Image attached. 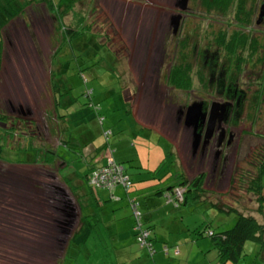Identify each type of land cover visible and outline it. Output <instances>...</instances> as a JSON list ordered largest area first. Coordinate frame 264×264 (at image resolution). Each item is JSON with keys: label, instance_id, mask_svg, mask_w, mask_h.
Segmentation results:
<instances>
[{"label": "rangeland", "instance_id": "1", "mask_svg": "<svg viewBox=\"0 0 264 264\" xmlns=\"http://www.w3.org/2000/svg\"><path fill=\"white\" fill-rule=\"evenodd\" d=\"M66 1L53 0L56 5L55 8L48 7L41 2L40 4L33 3L31 8H27L25 26L18 20L9 24L10 28L5 32L4 39L6 41V58L3 64L4 74L0 78V110L19 118L20 124L23 123L22 119L27 120L31 128L36 130L40 125L31 123L28 107L35 111L34 98V101L37 100L42 108L43 106L50 107L51 104L48 101V94L44 93L46 91L42 93L43 98L41 97V100L37 97L39 91L36 90V83L42 78L39 75V69L43 70L42 68H44L48 73L50 68L55 70L61 65L74 74L70 75L68 80L74 85L76 91L81 92V94L78 93L79 95L75 90L73 92V95L78 96L79 100L87 88H94L92 99L100 104L101 116L104 117V127L111 131L109 138L102 134L105 148L114 150V155L118 156L119 159L126 157L122 161L126 168L131 170L136 180L135 187H143L139 180L144 175H149V173L142 174L141 172H144L145 169L157 168L162 163L164 165L159 176V178L161 177L160 181L163 180L164 183L166 181L176 182L175 178L179 172L175 161L179 165L180 173H182V168L177 155L179 137L175 139L177 128L171 118L173 110L170 103L176 102L178 104L182 101L180 98H184L185 101L191 96L195 97L193 92L197 91L192 92V89H199L198 81H196V78L198 79L196 76L198 74L196 71L198 69L197 64L193 65L197 72L196 75L189 71L193 67L188 66L187 70L183 67V58L187 53L189 55L188 50L185 52L181 50L178 38L183 34L173 35L170 33V39L165 45L148 44L150 39L142 38L141 28H136L135 21L131 20L127 22L131 25L128 29L118 30L114 27V37L121 38L118 40V44H111L110 47L98 45L89 30L80 29V25H73L72 13L65 14V12L58 10L60 8L59 3L64 5ZM214 1L212 3L211 0V7L206 9V4L209 3L207 0H188V9L191 12L187 11L190 16L183 17L184 25L190 27V36L192 37L199 36L202 39H209L217 36L224 40L223 42H229L227 44L229 52L234 54V57L237 56V53L241 54L243 61H245L243 67L247 69L248 75L254 73L255 77L257 73L263 71L262 62H259L258 65L254 60H256L255 54L259 53V57L262 58L259 61L263 60L264 62V15L262 19L260 17L264 0H224V3L218 2V0ZM240 1L243 2L242 6ZM77 8L79 9V6ZM259 17L261 25H257ZM78 22L79 20L75 23ZM67 28L79 29L80 33L70 38L72 34L67 33ZM132 29L135 32V38L130 36L133 32ZM238 31L240 34L242 33L241 37H244L246 44L241 43L237 46L240 49L234 52L232 48L234 43L231 39L236 37ZM125 32H127L125 34L127 39H125ZM145 32L152 33L148 30ZM99 41L103 42L104 40ZM251 41H254L258 47V52L252 53V55L250 51L255 49V44H251ZM203 42L202 40L201 45ZM223 46L225 47L226 44ZM55 51L57 55L52 59ZM115 54H117V60L114 58ZM173 65L178 69L175 73L180 74L176 77L179 85L169 89L167 84L171 81L167 76V70ZM82 75L88 79V84L84 82ZM25 76L32 82L31 84L23 82ZM60 80L63 79L58 78V81ZM189 80L190 82H188ZM122 82L127 86L129 85L130 93L120 87ZM40 85H42V80ZM9 90L11 98L16 101L13 103L14 107L7 106L9 107L7 110L4 107L6 104L2 101H4L6 92ZM13 90L19 91L18 95L14 96ZM82 100L89 102L90 97L84 96ZM132 101L137 107V115L151 122L154 128L147 126L144 122L140 123L139 127L136 125V118L129 113L130 102L132 103ZM135 101L137 102L136 105ZM18 102L22 104V107L18 106ZM13 108L14 110H12ZM18 109L20 112L23 109V113H26L23 115L19 113ZM246 117L247 128L250 126L251 120L257 118L259 124H255V130H262L264 105L261 109L256 108L255 113L248 108ZM96 120V125L91 122L88 127H90V133L97 135V132H100L99 129H102V125L98 118ZM16 125L19 126V124ZM142 125L143 127H141ZM162 129L169 134L173 141L172 146L171 142L159 132ZM78 134L80 135V133ZM87 136L90 137V134ZM65 137L67 140L69 139V144L73 147H75L74 144H78L77 138L74 139L71 134L68 133ZM41 140L46 142L43 138ZM248 141L252 143L250 139ZM257 142L258 139L255 138L254 143ZM244 147L243 145L239 148L238 165L235 166L232 182L235 177L240 179L238 178L236 183L231 184L229 188L212 187L215 188L212 189L209 187L210 182L206 183L208 177L205 176V181L200 187L201 196L198 195V198H196V193L200 194V192L196 190L195 186L187 187L189 190L186 192V196L189 200L186 205H177L174 195L171 196V199L168 193L160 197L155 196L152 199L155 204L149 214L159 218L157 224L160 227L159 233L162 235L159 238L163 237L162 240L155 242L156 262L146 260L149 257L147 249L135 242L132 231L133 219L130 216L126 201H122L114 207L119 209V217L125 216V218L117 223L116 221L109 224L102 223L99 231L94 235L95 238L91 239L97 246L95 245L96 247L93 248H91V244L84 246L83 252L80 253L81 255L76 261L68 259L64 264H125L123 256L126 252H134L133 264H264V252L260 250V245L255 241L246 243L245 255L240 258L238 263L232 261L223 263L219 258L217 249L214 248L213 238L208 234L209 229L221 231L232 227L239 214L253 217L259 223L264 224V185L260 184L264 182V152L258 161L253 159L254 154L241 160L245 155ZM261 147L259 148L262 149ZM247 148L250 149L249 144H247ZM132 159L137 160V162L133 161V164L130 165L129 160ZM140 165L144 170H139ZM79 167L84 171L83 175L87 173V167L83 165ZM31 169L26 174L22 173L25 169H14V172H17L18 175L24 174L27 179H32L36 173ZM81 170L78 169L77 172ZM262 174L263 177L260 182ZM182 176L186 183L193 180L192 174L188 176L183 172ZM0 178L2 179V177ZM7 180L3 179L2 182L18 181L20 178L16 176ZM4 186L6 189V192L2 193L4 194L2 199L4 204L2 205L3 208L2 206L0 208V220L4 221L0 222L1 224L11 223L10 220L12 219L14 221L15 219L19 220L17 218L20 213L17 212L19 208L29 209L33 207L31 201L26 200L25 196L24 199L21 198L20 193L23 197L22 187L16 184L13 186L10 183ZM164 186L166 185L162 184V188ZM180 186L177 189L184 193L183 186ZM84 187L92 192L87 181ZM83 189L78 191L84 193ZM97 193L102 195L103 191L98 190ZM90 200L89 195L86 196L85 200L82 198L85 205L84 211L87 210V207L88 209L91 207L90 204L93 199ZM152 200H149L148 204L144 206L146 212L151 211ZM20 201L21 205H19ZM8 202L9 204H7ZM22 202H24L23 205ZM112 214L115 216V212ZM38 215L37 213H28L20 220V223L23 222V224L31 227L33 224H39L41 220L37 219ZM150 224V222L146 223V225ZM39 230L41 228L32 231L25 230L24 232H31V235L22 236L5 234V231L0 232V235L5 234L0 236V264H62L68 247L66 246L64 252H60L59 248L56 247L57 238L55 239L54 235H46L45 230H42L44 234L41 235ZM115 232H119V237L113 236ZM161 241H167L169 244L161 243ZM165 245L170 247L167 253L164 251ZM175 250H178V253H175ZM138 257L141 258L136 260ZM118 258H120V262H118Z\"/></svg>", "mask_w": 264, "mask_h": 264}, {"label": "crops", "instance_id": "2", "mask_svg": "<svg viewBox=\"0 0 264 264\" xmlns=\"http://www.w3.org/2000/svg\"><path fill=\"white\" fill-rule=\"evenodd\" d=\"M33 3L40 4V1H34ZM33 3L28 7L33 6ZM41 3H45V5L48 6L46 2ZM177 4L178 0H67L64 5L59 3L60 8H58V10L65 12V14H68L69 12L72 13L73 25H80V29L89 30V32L92 33L93 37L96 39V43L98 45L109 46L111 44H118V40L121 38L119 36V39L114 37V27L118 28V30L128 29L131 25L127 24V22L131 20L135 21L136 28H141L143 36L142 38L150 39L148 44L153 43L156 45H165L170 39L172 16L179 10ZM211 5V3L206 4V9L211 7ZM77 6H79V9ZM27 8L22 15L10 21L4 30L0 31V42L3 44L0 78L4 74L3 64L4 59L6 58V41L4 40L5 32L9 30V24L15 20L20 21L21 24L25 26L27 22L25 19L27 15ZM77 20H79V22L75 23ZM145 30L151 31L152 33H146ZM134 33L135 32L133 30L132 34L130 35L133 38H135ZM125 34H127V32H125L124 35ZM98 39H103L104 41L100 42ZM125 39H127L126 35ZM53 55L54 56L52 59L56 57V53ZM114 58L117 60V54H115ZM42 69L43 70L39 69V75L42 76V78H40L36 83V90L39 91V95H37V97H39L41 100L42 93L46 91L44 93L48 94V101L51 103L50 107L43 106L42 108L41 105L37 103V100L34 101L35 98L33 99L35 111H33V108L28 107L29 114L31 115V123H34V125L37 123L40 125V127H38L36 130L32 129L28 121L24 119H22L23 123L20 124L21 120L19 118L10 116L4 110H0V142L2 145V148L0 149V177H2V179L0 178V208L4 204L2 201L4 194L2 193L6 192L4 185L7 183H10L13 186L16 184L17 186L22 187L23 197L20 193L21 198L24 199L25 196L27 198L26 200H29V202L31 201L33 206L29 209L22 207V209L19 208L17 211L20 212L19 217H17L19 220L15 219L14 221L12 219L10 220L11 223H0V232L5 231V234L9 233V235H31V232L24 231H32L41 228V230H39L41 235L44 234V231L42 230H45L47 232L46 235L56 236L57 218L63 215L62 212L60 213L58 210L65 212L63 209H58L59 207L57 200L53 195L55 191L54 188L58 186L65 188L68 194L75 199L80 208L79 221L75 232L80 226L82 213L84 212L85 205L82 202V198L85 200L86 196L89 195L90 199H93V202L90 204L91 207L89 209L87 207V212H95L93 205L96 201L95 198H97V201L99 200L98 203L100 202L98 205L101 207L100 210H103L105 207H113L112 209L115 210L117 208L114 207V205H118L127 199L126 193L121 188H118L116 193L122 196L123 200L118 202L112 200L109 192L106 190H102V195L94 197L93 193L89 192L90 190L87 189V187H84L87 179L85 175H83L84 171L81 170L79 166L83 165L84 167H87L88 172L89 168L92 167L91 164L93 162L96 164H102L108 155V152L106 154H102L104 153L105 149V144L102 139V130L99 129L100 132H97V135L90 133L88 124L84 123L88 112L87 110H83L82 112V101L80 102L78 98H74L73 95L71 96L70 94L72 92L71 88L74 85H72V83L68 80V77L70 76L69 71H66L61 65H59L58 68H55V70L50 68L48 73L46 70H44V68ZM58 78L63 80L58 81ZM41 80L42 85H40ZM23 82L29 84L32 83L27 76H25ZM120 87H122L126 92H131V90H129V85H125L124 82H122ZM74 90L76 91L75 88ZM9 93L10 90L6 92V97L4 98V101H2L6 104L4 107H6L7 110L9 109L7 106L14 107L13 103L16 101L15 99L11 98V93ZM18 93L19 91L13 90L14 96L18 95ZM79 93L81 94V92ZM82 98L83 97H81V99ZM130 104L131 109L129 110V113L133 114V116L136 118V125L139 127V125H141L140 123L144 122L147 126L154 128L151 122H146L144 118L137 115V110L133 101L132 103L130 102ZM18 106L22 107V104L18 102ZM12 110H14V108ZM23 111L24 110L21 109V112L19 110V113L24 115L26 112L23 113ZM73 115L80 118V121L83 123L79 125L80 127L76 128L80 133V135L78 134L77 139L81 142V144H83V146H86L83 147L84 150L82 151L65 145V143L69 142V139L67 140V137H65L66 135L63 133L64 126L74 123L72 120ZM95 122L96 121H92L94 125H96ZM16 124H19V126L17 127ZM102 126L104 127V122ZM141 127H143V125ZM82 132H84V134H82ZM88 134H90V137L87 136ZM41 138L45 139L46 142H42ZM84 155L87 156L85 159ZM125 158L126 157L119 159L118 156H115L117 162L120 163H123L122 160ZM129 161L131 162L130 165L133 164V161L137 162V160L133 159ZM176 167L177 170H179L177 165ZM139 168V170H144L141 165ZM14 169H25L24 172H22L24 174H26L28 170L31 169V171L36 173V175H33L32 179L28 178V180L24 174L18 175L17 172H14ZM67 169H71V171L68 172ZM78 169L81 171L77 172ZM155 169V167L149 168V170L145 169L144 172L141 173H148L150 170ZM128 173L133 177L131 170L128 169ZM16 176H18L20 180L2 182L3 179L7 180L10 177ZM133 180L136 183L134 177ZM139 181H141L143 187L138 186L137 192L139 196L141 195L142 208L144 210V206L148 204L149 200L154 199L155 196H163L165 191L161 192L162 185L158 184V180L156 177H152L151 173H149L148 176L144 175ZM167 184L170 183L167 182ZM81 188H84V193L78 191ZM21 201L19 202V205H21ZM152 202V207L150 208L151 211L146 212L144 210V212L145 220L150 222V225L153 228V238L155 243L158 240H162L163 237L159 238L162 236L159 233L160 227L157 224L159 222H157V219L159 218L154 217L153 214H149L152 212V208L155 204L153 200ZM7 204H9V202ZM23 204L24 202H22V205ZM114 212L115 214L117 213L116 211ZM28 213L39 214L37 219H40L41 222L39 224H33L32 227L23 224V222L20 223V220ZM2 221L4 220H0V222ZM5 234H1L0 236ZM162 242L169 244L167 241H161V243Z\"/></svg>", "mask_w": 264, "mask_h": 264}, {"label": "flooded vegetation", "instance_id": "3", "mask_svg": "<svg viewBox=\"0 0 264 264\" xmlns=\"http://www.w3.org/2000/svg\"><path fill=\"white\" fill-rule=\"evenodd\" d=\"M187 11L191 12L189 9L183 12L182 19L184 16H190ZM260 17L257 25H261ZM170 33L174 35L173 26L170 27ZM177 34H183L178 38L181 50L189 51V55L187 53L183 58V67L187 70L188 66L192 68L193 65L197 64V75L194 67L189 71L198 77L196 81L199 84L198 90L192 89V92L197 91L193 92L195 97L188 95L190 97L188 100L184 101V98H180L182 101L178 104L176 102L170 103L173 110L171 118L177 128L175 139L179 137L177 155L180 166L185 175L192 174L193 180L205 175L209 178L206 179V183L210 182V188L226 189L231 184L236 183L239 178L235 177L232 182L240 147L245 146L243 148L245 155L241 160L254 154L253 159L258 161L264 152V147H261L264 146V126L262 130H255V124L258 125L259 123L257 118H254L247 128L246 117L248 108L255 113L256 108L261 109L264 105V62L263 60L259 61L262 58L259 57V53H256V60L254 61L258 65L259 62H262L263 71L254 77L253 72V74L248 75L247 69L243 67L245 61L239 59L242 56L237 53V56L234 57L235 55L229 52L227 45L229 42H223L224 40L217 36L209 39H202L199 36H193V38L190 36V27L185 26L182 20ZM202 40L204 42L201 45ZM231 40L236 41L234 38ZM224 44H226L225 47ZM171 69L167 72H171ZM168 73L167 76L170 78L171 73ZM176 82L178 83V81ZM167 87L173 89L176 88V85L168 83ZM198 100L202 102L201 113L204 112L206 116L204 119L199 116L196 122L197 131L201 134L197 141L194 127L188 126L187 107ZM136 103L135 101V105ZM145 120L149 122L147 119ZM163 131V129L160 130L172 145L173 141L169 134ZM255 138L258 139L257 143H254ZM247 144H249L250 149H246Z\"/></svg>", "mask_w": 264, "mask_h": 264}, {"label": "trees", "instance_id": "4", "mask_svg": "<svg viewBox=\"0 0 264 264\" xmlns=\"http://www.w3.org/2000/svg\"><path fill=\"white\" fill-rule=\"evenodd\" d=\"M34 1L36 2H46V4L48 5V7H54L55 8V4L53 2V0H0V31L4 30V28L6 27V25L14 20L16 17L20 16L23 14V12L25 11V9L31 5ZM211 0H207V2H210ZM214 0H212L213 3ZM222 1V3H224V0H218V2ZM206 2V3H207ZM215 2V1H214ZM208 4V3H207ZM243 2L240 1V5L242 6ZM240 21V18H239ZM241 22V21H240ZM79 29H66L67 33H71L72 35L70 36V38L73 35H78L80 33V31H78ZM244 34V33H243ZM242 33L240 34V32L238 31V34L236 35V37H234V39L236 41H233V49L234 52H237L240 48H238L237 46L240 45L241 43L246 44V41H244V37L242 38ZM249 38V37H248ZM251 44H255L253 50L250 51V54L252 53H256L257 51V44L254 41H251ZM250 45V44H249ZM2 51H3V44L0 42V66H1V58H2ZM56 55L57 52L55 51ZM241 55V54H240ZM242 56V55H241ZM239 59H243L242 57H239ZM66 71H69L68 69L65 68ZM178 69L175 68V66H172L171 69V74H170V79H171V83L175 84L176 86H178L179 84L176 82L178 81L176 77L180 76V74H176L175 71H177ZM81 71V69H80ZM70 75H74L69 71ZM179 73V72H177ZM84 78V75H82ZM188 79V78H186ZM185 79V80H186ZM84 82L87 84L88 79L84 78ZM175 82V83H174ZM190 82V80L188 81ZM187 84V83H186ZM190 84V83H188ZM71 96L73 95L74 92V86L71 88ZM94 88H87L84 95L86 97H90L89 102L86 100H80V102L82 101L81 105V110L83 112V110H87L88 115L87 118H85L86 120L84 121V123L89 124L92 121H97L96 119L98 118L99 121H101V125L104 122V117L101 116V106L99 103L95 102L94 99H92V94L94 92ZM76 93V92H75ZM79 92H77L78 94ZM79 95V94H78ZM74 98H79L78 96H74ZM75 115V114H74ZM72 117V120L74 123H71L69 125L64 126V135L67 136V134H71V136L73 138H77L78 136V127H80L79 125L83 124L80 121V118H78L77 116ZM90 128V127H89ZM76 133H74L75 131ZM102 134L105 135L106 138H109L111 131L110 130H106L103 126H102ZM89 132V131H88ZM82 134H84V132H82ZM86 136V134H85ZM78 144H74L75 147H73L72 145L69 144V142L65 143V145L71 148H74L76 150H84L83 144H81V142L77 139L76 141ZM109 143V142H108ZM172 146V145H171ZM2 148L1 142H0V149ZM108 152V155H113V158L115 159V155H114V150H112L110 148V150H107L105 148L104 153L106 154ZM172 152V150H171ZM173 154V153H172ZM108 155L105 158V161L102 164H96L95 162H93L91 164V168H89L88 172L85 175L90 187H91V191L94 195V197H98V190H106L109 192V195L111 196L112 200L115 201H122L123 197L118 195L116 193L118 188H121L127 195V199H126V205L128 207L130 216L133 219V224H132V231L134 234V239L135 242L141 246L142 248H146L147 252L149 253V257L146 258V260H154V262H156L155 260V253H156V246L154 243V238H153V228L151 225H146V223H148L145 220V212L142 208V199H141V195L139 196L138 194V190L135 187V182L133 180V177L128 173V169L126 168V166L123 163L122 164L125 167V172L126 174L130 177V180L132 182L131 187L127 190L124 186L117 184L115 186V188L112 189L111 193L113 194V196L111 195L110 191L107 190L106 188H101V187H96L94 186L91 182H90V178L92 176V173L98 169L101 166H104L107 164L108 161ZM174 155V154H173ZM87 156L84 155V159ZM115 161L117 162V160L115 159ZM175 164L179 167V165L176 163ZM164 163H162L159 167H157L155 170H150L148 173L152 174V177H156V179L158 180V184L159 185H166L164 186V188L161 189V192L165 191V194L168 193L169 198H171V196L174 195L175 197V201L177 203V205H181L182 204L186 205L188 203L189 198L186 196V192L189 190H187L188 186H195L196 190L198 192H200V194L196 193V198H198L200 195L201 196V185L204 182V177L205 175H202L200 178H198L197 180H192L189 183H186L185 180L183 181V176L182 173L176 175L177 178H175L176 182H169L166 181V183L161 180V177L159 178V176L161 175V170L163 167ZM160 173V174H159ZM178 173V172H177ZM166 178V177H165ZM264 178V177H263ZM262 181V178L260 180V182ZM167 182H169L170 184H167ZM264 183V182H263ZM262 182L260 183L262 186L264 185ZM183 184V185H182ZM185 184V185H184ZM182 185V186H180ZM180 186L182 188H184V193H183V198L179 199L175 193V190L177 189V187ZM162 187V186H161ZM186 188V189H185ZM189 188V187H188ZM132 198V199H131ZM172 199V198H171ZM170 199V200H171ZM95 202H94V208H95V212L94 211H89L85 213V211L82 213V220L80 222V226L79 228L76 230L75 234L73 235L71 242L68 245V251L64 257L63 263L67 262L68 259H71L72 261H76L79 257H80V253L83 252L82 248H84V246H90L91 244V248L96 247V243L94 241H92V238H95V233L99 231L101 224H109L112 223L114 221H116V223L119 220H122L123 217H119L120 214H118V210L117 209H110L109 207H105L103 210H100V206L97 198H95ZM134 204V205H133ZM212 204V203H211ZM137 206V207H136ZM113 208V207H112ZM113 210V211H112ZM101 211V212H100ZM114 211H116L117 213L115 214V216L112 214ZM135 211H139L140 215L139 218H136L135 215ZM115 223V224H116ZM141 224V229H143L144 231H147L149 233L148 235V245H142L141 241L139 240V236L141 234V230L138 228L136 229V225L137 224ZM114 225V224H111ZM212 231L213 234H209V232ZM119 232H115L113 234V236L119 237L118 235ZM264 224L259 223L258 221H256L253 217H246L243 216L241 214L238 215V219L236 220L235 224L228 228V229H224L221 231H215L212 229H209L208 234L210 235L211 238H213L214 240V248L217 249L218 251V255L219 258L221 259V261L223 263L227 262V261H232L235 263H238V261L240 260V258L242 256L245 255V245L248 241H255L256 243H258L261 247V251L264 252ZM96 245V246H95ZM170 250L169 245H165L164 246V251H166L165 253H167V251ZM175 253H178V250H175ZM134 252H126L123 256V261H125V264H133L134 263V259L135 257H133ZM141 257H138L136 260H139ZM118 262H120V258H118ZM124 263V262H123ZM156 264V263H155Z\"/></svg>", "mask_w": 264, "mask_h": 264}, {"label": "water", "instance_id": "5", "mask_svg": "<svg viewBox=\"0 0 264 264\" xmlns=\"http://www.w3.org/2000/svg\"><path fill=\"white\" fill-rule=\"evenodd\" d=\"M178 7L179 10L176 14H173L171 19V26L174 27V34H177L182 20V13L186 12L188 9V0H178ZM264 15V7L263 11L261 12V17ZM202 110V102L197 101L190 104L187 107V119L189 121L188 126L194 127V133L196 134L197 141L200 138V135L196 128V122L199 119V116L205 118L206 114ZM210 135V134H209ZM54 197L57 200L58 209H63L65 212L58 210L60 213L62 212L59 218H57V227H56V236L58 244L56 247L59 248L60 252H64L66 246L68 247L71 239L73 237V233L77 227L80 215V208L78 203L75 201L73 197H71L67 190L62 186H58L54 188ZM62 205V206H61Z\"/></svg>", "mask_w": 264, "mask_h": 264}, {"label": "built area", "instance_id": "6", "mask_svg": "<svg viewBox=\"0 0 264 264\" xmlns=\"http://www.w3.org/2000/svg\"><path fill=\"white\" fill-rule=\"evenodd\" d=\"M107 158V164L99 167L92 173L90 182L96 187L106 188L110 191V193L117 184L124 186L128 190L131 187L132 182L130 177L125 172V167L122 164L116 162L113 158V155L110 154ZM175 193L179 199L183 198V191L177 189ZM111 195L113 196L112 193ZM135 215L136 218H139L140 212L135 211ZM138 228L141 230V234L139 236L141 244L148 245L149 233L141 229L140 223L136 225V229ZM209 234L211 235L213 232L210 231Z\"/></svg>", "mask_w": 264, "mask_h": 264}]
</instances>
